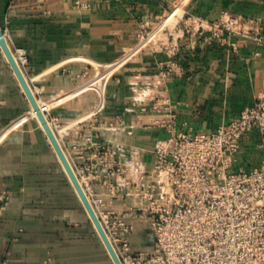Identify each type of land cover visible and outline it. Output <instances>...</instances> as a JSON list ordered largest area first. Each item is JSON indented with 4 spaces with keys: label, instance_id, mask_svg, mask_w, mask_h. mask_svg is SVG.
<instances>
[{
    "label": "crops",
    "instance_id": "crops-1",
    "mask_svg": "<svg viewBox=\"0 0 264 264\" xmlns=\"http://www.w3.org/2000/svg\"><path fill=\"white\" fill-rule=\"evenodd\" d=\"M224 12L248 33L214 38ZM0 26L25 51L24 75L69 160L106 153L137 183L169 136L165 107L179 131H215L264 96V0H0ZM31 109L0 47V264H114ZM262 140L244 136L234 171L264 167ZM105 172L90 189L122 211L130 188L111 196ZM132 222L134 251L152 249L148 225Z\"/></svg>",
    "mask_w": 264,
    "mask_h": 264
},
{
    "label": "built area",
    "instance_id": "built-area-1",
    "mask_svg": "<svg viewBox=\"0 0 264 264\" xmlns=\"http://www.w3.org/2000/svg\"><path fill=\"white\" fill-rule=\"evenodd\" d=\"M246 25L244 18L224 12L209 30L220 39L247 34ZM204 32L201 27L199 35ZM13 54L21 68L27 65L23 49ZM165 110L169 120L161 124L169 136L158 142L154 167L141 183L126 178L128 167L103 152L96 162L69 160L121 263L264 264V167L233 170L250 131L262 134L264 151V96L215 131H196L187 123L179 131L175 113L169 107ZM43 112L55 132L56 121ZM100 168L106 172L98 180L111 188V196L121 183L130 188L125 197L137 198L138 205L125 215L149 223L152 251L135 252L134 226L92 193L90 183Z\"/></svg>",
    "mask_w": 264,
    "mask_h": 264
},
{
    "label": "water",
    "instance_id": "water-1",
    "mask_svg": "<svg viewBox=\"0 0 264 264\" xmlns=\"http://www.w3.org/2000/svg\"><path fill=\"white\" fill-rule=\"evenodd\" d=\"M0 47L2 48L6 58L8 59L10 65L12 66L24 92L26 93L32 107L34 108V110L37 112L40 121L43 124L44 127V131L47 134L57 156L59 157L65 172L68 174L73 186L75 187L91 221L93 222V225L95 226L97 232L99 233L100 238L102 239L110 257L113 260L114 264H122L121 260L119 259L117 253L115 252L110 240L108 239V236L98 218V216L96 215V212L88 198V196L86 195L83 187L81 186L74 170L73 167L64 151V149L62 148L53 128L51 127L45 113L41 110L39 104H38V99L36 97V95L33 93V90L29 84V82L27 81L24 72L22 70V68L19 66L18 62L16 61L13 51L10 48L6 35L4 33V30L2 29V27L0 26Z\"/></svg>",
    "mask_w": 264,
    "mask_h": 264
},
{
    "label": "rangeland",
    "instance_id": "rangeland-1",
    "mask_svg": "<svg viewBox=\"0 0 264 264\" xmlns=\"http://www.w3.org/2000/svg\"><path fill=\"white\" fill-rule=\"evenodd\" d=\"M150 40V39H149ZM145 44H144V42H142V47L144 46ZM1 52L3 53V55L5 56V54H4V52H3V50H2V48H1ZM6 57V56H5ZM23 69V68H22ZM40 103L45 107V105H44V103H42V101H40ZM28 117H29V119L31 118L32 120H36L34 117H32L31 116V114H28L27 115ZM67 154V153H66ZM128 171H129V167H128ZM128 171H127V173H128ZM127 178V177H126ZM130 181H132V182H135V181H133L132 179H130V178H128ZM66 181L67 182H69L70 184V186L71 187H73V189L75 190V193H77V191H76V189H75V187L73 186V184H72V182H71V180H70V178H69V176H68V174L66 173ZM117 190H118V188H117ZM78 194V193H77ZM129 197H131V205H128V206H126L122 211H119V210H117V209H114V208H112V211H114L115 213H117L118 215H120L121 217L123 216L124 218L126 217V219L128 220V221H130L131 223H134V222H132V220L134 219L131 215H125L126 214V211H127V209L129 208V207H131V206H137L138 205V201H137V198L136 197H134V196H129ZM127 198V197H126ZM81 203H82V201H81ZM82 205H83V203H82ZM84 206V205H83ZM135 219H139V220H142L144 223H145V221L141 218V217H138V218H135ZM91 221V220H90ZM91 223H93L92 221H91ZM147 225H148V230L150 231V227H149V223H146ZM97 231V230H96ZM134 232V231H133ZM97 233V236L99 237V239H100V241H101V245H102V247H104V249H105V251L106 252H108L107 251V249H106V247H105V245H104V243H103V241H102V239L100 238V236H99V233L98 232H96ZM150 234V233H149ZM156 247H157V245H156ZM153 250V248L152 249H148V250H146V252H149V251H152Z\"/></svg>",
    "mask_w": 264,
    "mask_h": 264
},
{
    "label": "bare ground",
    "instance_id": "bare-ground-1",
    "mask_svg": "<svg viewBox=\"0 0 264 264\" xmlns=\"http://www.w3.org/2000/svg\"><path fill=\"white\" fill-rule=\"evenodd\" d=\"M15 57V56H14ZM16 59V58H15ZM17 61V60H16ZM20 66V65H19ZM33 93H34V91H33ZM38 104H39V106H40V108H41V110H42V107H41V105H40V103H39V101H38ZM32 112H33V115L35 116V118H36V120L38 121V123H39V125H40V127L44 130V127H43V124H42V122L40 121V119H39V116H38V114H37V112L34 110V108L32 107ZM43 111V110H42Z\"/></svg>",
    "mask_w": 264,
    "mask_h": 264
}]
</instances>
